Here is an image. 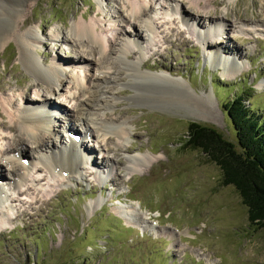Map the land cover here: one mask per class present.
Listing matches in <instances>:
<instances>
[{"label": "rangeland", "instance_id": "1", "mask_svg": "<svg viewBox=\"0 0 264 264\" xmlns=\"http://www.w3.org/2000/svg\"><path fill=\"white\" fill-rule=\"evenodd\" d=\"M126 1L30 0L23 18H28L26 28L41 35L36 55L44 64L56 56L64 64L75 65L64 67L66 82L73 73H87L90 64L79 66L81 44L69 46L64 36H71L70 25L79 19L94 21L96 30L108 39L120 35V30H135L134 23H125ZM133 1L151 6L148 11L156 31L154 41L146 42V32L140 29L145 38L139 42L141 68L178 78L194 94L183 92L187 99L163 104L135 103L129 99L135 80H120L124 69L118 64L109 81L116 88L113 116L124 115L131 126L125 149H117L110 136L100 151L99 140L92 138L90 167L99 173L101 167L106 173L103 178L84 170L76 178L57 181L41 171L39 179L37 172L32 173L21 191H7V208L0 213V264H264V230L249 223L235 188L222 183L220 168L203 151L186 145L190 122L212 127L236 142L225 107L234 96H243L264 124V0H178L177 13L165 0ZM113 8L120 13L112 12ZM207 16L221 22L217 31L208 30ZM111 21L122 28L118 30ZM55 31L60 37L51 40L49 35ZM120 37L125 42L127 36ZM215 38L222 42L217 46L222 55L237 61L236 68L228 61L232 71L206 58L202 44ZM17 51L14 40L0 47V84L5 83L0 102L17 105L20 92L33 105L31 92L38 80L23 66ZM137 55L133 49L129 58ZM50 101L70 106L59 104L60 97ZM100 108L95 106L92 112L107 111L103 114L110 116V110ZM204 108L209 113L204 114ZM1 120L7 117L0 105ZM80 128L67 133H81ZM58 130H63L62 125ZM34 150L26 142L18 153L27 163ZM137 153L155 158L129 172L125 160ZM1 172L5 177L9 174ZM7 179L2 183L7 185ZM122 210L135 217L125 220Z\"/></svg>", "mask_w": 264, "mask_h": 264}, {"label": "bare ground", "instance_id": "2", "mask_svg": "<svg viewBox=\"0 0 264 264\" xmlns=\"http://www.w3.org/2000/svg\"><path fill=\"white\" fill-rule=\"evenodd\" d=\"M165 1L173 13L180 11L181 8L178 4L181 2L178 0ZM29 3L30 0H0V47L9 40L16 41L19 59L38 80L36 88L31 92L35 97V104L29 105L20 92L18 93L20 102L17 105L6 100L0 102L1 111L7 117V120L0 121V213L4 208H7L5 206L9 200L7 191H21L27 182H30L32 173L37 172L39 179L41 176L39 172L45 171V173L48 172L51 179L57 181L70 180L74 178L73 175L76 178L84 170H89L99 179L105 176L106 173L101 171V167L100 173L96 168L90 167L92 161L90 158L94 147L87 140L89 138H93L95 141L98 139L97 148L100 151L106 146L110 136L115 138L112 141L115 142L117 149L121 150L126 147L125 142L129 139L131 126L124 115L113 116V108L117 102L113 90L116 88L109 81L115 74L114 72H117L115 68L118 64L122 65L124 69L123 73H119L120 76L124 75L123 78H119L120 80L129 81L131 78L135 80L132 83L134 85L133 94L129 98L135 103L163 104L180 98L187 99L189 95H185L183 92L193 93L189 85H185L178 78L152 73L141 68L143 47L139 42L142 39L144 41L145 38L140 35V29L146 32L148 37L146 42L154 41L153 36L156 35V31L153 29L154 25L150 21L148 9L151 6L147 7L148 3L141 5L137 1L127 0L123 4L128 16H125L127 20L124 22L127 25L134 23L137 26L135 30L132 27L131 31L120 30L122 25L111 21L112 25L120 30V35L127 36L125 42H122V37L118 34L111 39L106 38L104 34L96 30L97 24L94 21L75 20L70 25L71 36H64V43L76 47L81 44L79 48L81 52L77 56H81L78 60L83 64L79 66L90 65L87 66V69L89 68L87 73L86 71L79 74L73 73L67 82L64 80V67L74 68L75 65L64 64L56 56L49 64H44L36 55V48L41 44V35L33 28H26L28 18H23ZM118 11L119 8L112 9V12L117 14L120 13ZM207 17L204 19L208 30L217 31L216 26L221 22ZM186 20L188 21V17ZM194 26V29L197 30L196 25ZM59 34V31H55L49 37L51 40H56L60 37ZM199 34L201 33L199 32ZM112 39H119V41ZM221 43L218 38H215L213 41L205 40L202 45L210 63L229 72L232 70H228V61L231 59L230 61L233 62L232 68L237 67V61L227 55H222V52L217 48ZM133 49H136L138 55L130 59L129 55ZM112 54L114 57H111ZM110 73L113 74L110 76ZM224 74L227 73L224 72ZM4 90L5 83H1L0 91ZM41 90L44 91L43 94ZM62 90H65L66 94L62 93ZM109 92L110 96H105ZM52 97H60L59 104L66 102L70 103V106H56V102L55 105H52V101H50ZM205 97L209 98L208 95ZM95 106H102L100 108L102 110L103 108L110 110V116L106 117L103 114L107 111H102L101 114L92 112ZM89 108L90 111L86 113L85 110ZM202 112L206 114L209 113V110L204 108ZM59 125H62L63 130H58ZM77 126H81L79 129L82 134L80 144L74 141L73 136L69 139L70 136L67 135V130L74 131ZM51 137L56 139L57 145H54L55 142L50 140ZM26 142L33 144L35 149L32 158L30 161L27 160V163L22 161V156L18 153L24 151ZM89 145L91 149L88 147ZM37 148L39 151L36 150ZM103 157H105L104 154ZM153 158H155L153 154L129 155L125 160L124 168L129 172L138 171L144 164L150 163ZM108 160L112 161V158H108ZM2 170L9 172L8 179L5 181L8 183L7 185L2 183V180L7 178L2 176ZM120 215L127 221L135 217L134 214L126 210H122Z\"/></svg>", "mask_w": 264, "mask_h": 264}, {"label": "trees", "instance_id": "3", "mask_svg": "<svg viewBox=\"0 0 264 264\" xmlns=\"http://www.w3.org/2000/svg\"><path fill=\"white\" fill-rule=\"evenodd\" d=\"M225 107L236 142L212 127L190 122L186 145L203 151L220 168L222 183L235 188L249 223L264 230V124L243 96H234Z\"/></svg>", "mask_w": 264, "mask_h": 264}]
</instances>
